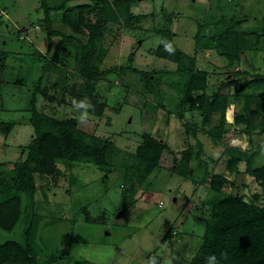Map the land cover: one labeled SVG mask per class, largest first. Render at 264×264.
I'll use <instances>...</instances> for the list:
<instances>
[{
	"label": "rangeland",
	"instance_id": "rangeland-1",
	"mask_svg": "<svg viewBox=\"0 0 264 264\" xmlns=\"http://www.w3.org/2000/svg\"><path fill=\"white\" fill-rule=\"evenodd\" d=\"M208 1L206 0L202 5L203 12L214 8V5L220 7V4H222L221 8H228V10L232 6L237 7L233 13H227L231 19L227 18L228 16L224 17L228 28L222 33L223 36L228 31L240 33L254 26L260 29L264 21V0H220V2L215 0V3L213 0L209 3ZM47 2L49 5H59L62 0H47ZM82 3H89L96 7L94 2L88 0H72L67 5L73 7ZM96 11L97 9L89 13L86 18L90 21L94 20ZM62 14L63 10L54 11L51 14L53 22L51 28L71 34L72 31L62 24ZM244 14L248 15L247 18L245 16L239 22L232 20L233 18L238 20ZM207 15L209 18L204 21L207 20V23L211 21L212 25L203 26L202 34L206 39L203 43L207 42L205 44L207 46L202 48L206 53L213 54L214 62L212 66L207 67L214 71L209 81V85L213 88L225 81L239 66H233L230 69L216 67L227 62L225 57L216 55L217 41L213 42L214 36L218 37L217 32L220 30L217 29L216 24L221 18L219 16L212 22L215 16L212 12ZM45 18L39 0H0V85L5 81L4 89L10 90L3 93L2 86L0 87V125L1 123L11 125L9 133L2 132L0 126V164L6 165V172H0L1 181L8 180V170L18 162L21 165L22 160L26 159L27 145L34 137V129L29 119L31 107L28 98L40 75L42 62L39 56L46 53L48 47L49 28L46 26ZM167 23V20L163 23V19L157 18V21L149 20L140 26H135L134 22L126 26L125 21L124 26L120 27L122 30L115 28L113 34L105 33L103 44H107L108 47L110 45H116L117 48L122 45L125 47V43L129 45V38L132 36V42H130L132 48L137 45L138 39L144 38L145 43L142 46L147 49L158 44L157 35L160 36V30L166 27ZM142 25H144V31H142ZM179 25L186 26V33L183 37L177 38L176 44L182 46L187 52H193L196 24L184 18ZM152 27L154 31L149 30ZM133 29L135 31H131ZM222 29L224 28L221 27L220 32L223 31ZM75 35L86 42L85 36ZM59 41L60 36H53L51 39L52 50L48 56L56 61L51 62L50 71L47 73L49 93L55 96L56 100L49 101L39 93L38 108L57 119L74 118L77 128L89 134L100 138L111 137L115 140L111 142L114 153L107 165L58 160L57 173L36 174L35 192L32 195L20 193V215L14 227L6 230L0 225V242L16 240L25 244L28 237L33 238L39 264H47L46 262L53 257L59 260L51 264H149L152 255L160 257L161 264H173L175 259L188 263L200 249L205 221L211 216L215 202L231 193L237 194L242 191L252 193L257 189L256 184H252L251 188L249 186L252 177L247 173L245 164L246 158L252 152L251 146L240 140V138H247L248 135L245 131L238 130L239 133L231 132L235 135L226 133L221 141L214 140L213 148L217 147L218 153L212 154L205 163H200L196 157L192 164L194 170L185 178L174 170L176 168L174 154L176 153L177 156L181 152L180 147L188 146L189 136H185L184 124L189 123V120L177 113L178 105L181 109L183 94L185 93L184 99L187 97L189 73L183 74L184 77H178L174 85L171 84L173 77L168 80L170 83L164 84L161 80L159 83L157 78L153 77L154 74L150 73V78L148 82L145 79L147 84L144 86L143 75H137L135 67L144 70L160 68L159 58L153 53L146 56V59L138 61L137 55L133 63L131 58H128L129 55H134L131 48L125 52L124 48L112 51L110 54L113 56H122L118 63L113 65L126 67L123 71L130 72L120 73L116 78L108 77L107 81L112 82L109 88L105 82L99 83L98 87L102 93L107 94L110 107H120V109L117 111L108 108L102 118L96 117L93 121L88 118L86 123H81L80 112L72 104L74 99L69 93L70 84L67 86L61 84L59 89L53 88L57 78L65 81V84L76 81L74 50L71 54L67 53V50L60 51L56 56ZM241 48L247 51L243 58V52L240 53L243 71L251 73L261 71L264 74V38L257 42L256 36L249 34L243 39ZM21 55L23 57L19 59L18 56ZM250 61L253 63L251 67H249ZM20 63L25 64L20 65ZM26 65L29 66L27 70ZM59 65L64 68V73L70 74L66 76L63 73L59 77L57 73ZM30 69L31 73L28 72ZM12 81L17 84L16 88L20 89L18 97L15 95L16 90H13L15 85ZM137 86H141V89ZM139 89L145 90L141 93ZM160 91L164 97H160ZM139 94H142L143 98L139 99L137 96ZM242 102L238 99L236 107H233L234 110L233 108L227 110L230 121L233 120L236 109V112L243 110ZM165 104L167 110H170L166 111L165 115L174 114L171 116L176 121L173 124V133L178 134L176 135L178 137L176 152L167 154L162 159L161 167L164 166V170L159 168V171H154L143 186L125 184L123 171L129 153L135 152L141 142V134L146 131L162 136L163 132L159 133V128L161 129L164 121L159 120L157 124L160 125L156 127L151 118L156 124L155 111ZM131 105L136 106L133 108ZM175 105L176 109H174ZM255 106L256 103H253L252 107L255 108ZM173 110H176V113H173ZM148 115L151 117L149 118ZM218 118L219 115L216 114L213 123H216ZM255 141L256 153L264 146V138L255 139ZM168 142H171L170 139ZM239 144H242L243 148ZM225 146L232 148L233 151L228 153L222 148ZM241 151L245 154L240 164L244 172L233 175L226 170L227 160L230 155H238ZM196 152V150L193 152V156ZM260 155H262L260 158H264V150ZM210 159L213 161L209 163ZM217 173H226L233 185L228 183L219 191L212 188L210 177ZM1 203L0 199V221L6 223L8 210Z\"/></svg>",
	"mask_w": 264,
	"mask_h": 264
},
{
	"label": "trees",
	"instance_id": "trees-1",
	"mask_svg": "<svg viewBox=\"0 0 264 264\" xmlns=\"http://www.w3.org/2000/svg\"><path fill=\"white\" fill-rule=\"evenodd\" d=\"M70 1L72 0H62L59 5H49L47 0H39L46 17V26L49 28L47 36L49 41L46 53L39 56L42 62L40 75L28 98L31 107L29 119L34 129V137L27 145V157L22 160L21 165L18 162L12 167L13 169L8 170V180H0L1 204H4L3 207L8 210L7 222L0 221V225L6 230L12 229L19 219L20 193L32 195L35 192L36 174L57 173L56 163L58 160L107 165L114 153L111 143L113 141L110 137L100 138L78 129L74 118L57 119L40 111L37 106L38 95L41 93L52 102L56 100L55 96L50 95V88L47 83L50 64L56 60L51 59L48 55L52 50V37L60 36L59 44L56 47V56L60 51L67 50V53L71 54L74 50L75 67L77 68L75 72L76 81L65 84V81L57 78L53 88L59 89L61 84L66 86L70 84L69 93L72 98L77 101L87 99L95 106L94 110L89 109V113L96 117L105 116L108 108L119 111L120 107H110L107 94L102 93L98 85L105 82L109 88L112 82L107 81L108 76L112 73H122L126 67H101L106 53L103 37L110 21L120 22L122 16H125L128 21L134 18L130 13V7L137 0H88L94 2L97 8L89 3L68 7L67 3ZM95 9H97L96 18L91 21L88 20L86 16ZM59 10H63L62 24L72 31L71 34L51 28L53 23L51 14ZM216 25L220 31L221 27L224 28L222 32H217V38L214 36L213 42L216 43L217 41L216 51L227 58L231 64L240 60V53L243 50L241 43L247 35L254 34L257 42L264 38V21L260 25V29H256L257 26H254L250 29H244L240 33L228 31L224 36L222 33L228 28L225 18ZM75 34L85 36L86 42L81 41ZM160 36L161 40L154 50V54L176 62L180 72H191L185 102L191 108H196L202 112V127L206 134L215 141H221L224 138L223 135L235 126L242 124L246 130H249L250 137L256 129L264 132L263 73H251L246 70L236 71L239 76L222 82L214 88L211 96L205 93L194 96L193 92L196 90L204 92L207 88V71L199 70L196 67L195 58L183 53L172 42L173 32L167 26L160 30ZM162 41L171 42L175 48V53L170 55L166 52ZM202 44L204 43L199 40L198 47H202ZM64 72V68L59 65L57 67L58 76L61 77ZM138 72L143 74L146 79L150 78V73ZM64 74L68 76L70 73ZM238 99L243 101V110L235 112L233 123H230L228 116V123L226 113L228 106ZM253 103H256L255 108L252 107ZM216 114H219V118L216 123H213ZM0 126L2 132L9 133L11 125L1 123ZM188 126L190 125L188 124ZM248 142L252 145L251 138ZM165 153L174 154L165 140L148 132H143L141 142L135 152L129 153L123 171L125 184L143 186L154 171L162 168L161 162ZM255 154V151L251 152L246 158L245 164L247 173L252 177L249 186L251 188L252 184H256L257 189L253 190L252 193L244 191L237 194L231 193L217 200L212 208L211 216L205 221L203 242L198 252L188 263L175 259L173 264H206V258L210 255H215L220 264H264V163L252 168L251 159ZM244 155L242 151L238 155H230L226 170L233 175L244 172L240 165ZM192 158L193 149L191 147L183 150L180 157H176V168L174 169L177 171L176 173L185 178L188 177L192 171ZM5 166V163L0 164V172H6ZM228 183L233 185L226 173L212 174L210 177V185L217 191ZM224 254L227 256L226 259H224ZM58 260L53 257L46 263L51 264ZM156 260L158 264L162 263L160 257H156ZM0 264H39L38 252L33 238L28 237L25 244L16 240L0 242Z\"/></svg>",
	"mask_w": 264,
	"mask_h": 264
},
{
	"label": "crops",
	"instance_id": "crops-1",
	"mask_svg": "<svg viewBox=\"0 0 264 264\" xmlns=\"http://www.w3.org/2000/svg\"><path fill=\"white\" fill-rule=\"evenodd\" d=\"M205 1L206 0H137V1L133 2L132 5H131V7H130V13L132 14V16H134V18L133 19H129V21H128L125 18V16H122L120 18L121 19L120 20L121 24H119L120 22L110 21L108 23V29L105 31V33L108 34V35L113 34V30H115V28H119L120 29V27L124 26V22L125 21H126V24H125L126 26L132 24V22L135 23V26H140L141 24L147 23L149 20L157 21V18L158 19H161V20L163 19V23H164L165 20H167L168 23L166 24V26L173 32L172 42L183 53H185L186 55H190V56H192V57L195 58V60H196V67L199 70L207 71V73H208L207 79H206L207 88L205 89V91L203 92V91L196 90L195 92H193V95L194 96H199L202 93H205L206 95L211 96L214 88L218 86V85H216L215 87L212 88L209 85V81L211 80L210 76H211V74L214 71L212 69H207V67L208 66H212V63L214 62L213 54H212V52H207L206 53L205 49L202 48V47L207 46V45H205V44H207V42L204 43L202 47H200V46L198 47L199 40L201 42H205L206 41V39L204 37L205 35L202 34L203 26L204 25H207V24H209V25L211 24L212 25L211 21H209L210 23H207L206 22L207 20L204 21V19L209 18L208 15L206 16V14L207 13H211V12H212V15L215 16V18H212L213 19L212 22H214L216 19H218L219 16H220L221 19L224 18V17L226 18L227 16H228L227 18H229L230 15H227V13L228 12L229 13H233V11H236L237 10V7L232 6L231 9L228 10V8L227 9L226 8H221L222 4H220V7L219 6L216 7L214 5V8L209 9V11L206 9V11L203 12L202 11V5H204L203 3H205ZM209 1H208V3H209ZM213 1L215 3V0H213ZM216 2H220V0H217ZM236 6H238V5H236ZM210 10H213V11L210 12ZM245 16L247 18L248 15L244 14L242 17L238 18V20L237 19H234V18L232 20H235L236 22H239L242 19H244ZM184 18H188L189 21H193V23L196 24V26H197L196 31H195V33L193 35V37L195 38V41H194L195 42V45H194L193 52H187L185 49L182 48V46L176 44L177 38L179 36H182L183 37V34L186 33V30H185L186 26L181 27L179 25V24H181V22H182V20ZM229 19H231V18H229ZM176 24H178V26H176ZM143 26L144 25H142V28H143L142 31H144V27ZM153 27L151 29H149V30H153L154 31ZM177 28H178V30H176ZM120 30H122V29H120ZM131 31H135V29H133ZM105 33H104V35H105ZM151 33H153V32L151 31ZM131 38H132V36H130V38H129V45H127L125 43V47H123V45L120 46V48H117L116 45H110L108 47V45L105 44V52L106 53H105L103 62L101 63V67L102 68L114 67L115 65H113V64L118 63L119 59H121L122 56H118V55L113 56L110 53L112 51H115V50H118V49L121 50L122 48H124V52L126 50H129L130 48L132 49L131 51H132V54H134V55H129L128 54L129 55L128 58H131V60H132L133 63H134V57H136L137 55H138V61L139 60L142 61V60H144V58L146 56L154 53V50L157 48V46L159 45L160 40H161V36L157 35V39L159 41L158 44H156V46H152L150 48L145 49L144 46H142L143 43H145V39L144 38L143 39H141V38L138 39L137 40V45H135L134 48H132V45L130 43V42H132V39ZM147 42H148V40H147ZM142 48L144 50H142ZM147 51H148V53H146ZM242 52H243V54H242V58H243V56H245L247 54V51H245V49H243ZM142 55H143V59H142ZM153 55H155V54H153ZM216 55L218 57H221L222 56L218 52H217ZM155 56H157V55H155ZM18 57H19V59H21L23 56L21 55V56H18ZM157 57L159 58V61H160V66H161L160 68H157L156 67V69L155 68H152V69L144 70V69H139L138 67H135L136 70H137L135 73L137 75H141V74H139L138 71H143V72H146L147 74L148 73H152V74H154L153 77L157 78V80H158L159 83H160V80H161L164 84L170 83L168 80L171 79V77H173L174 79H172L173 81L171 82L172 85L176 84V79L178 77H182L183 74L189 73V77L190 78H189V81H188V84H187V87H186V89H187L188 86H189V82L191 80V72H187V71H181L180 72V71H178V64L176 62L171 61V60L166 59V58H163V57H159V56H157ZM222 57H224V56H222ZM242 58H241V62L239 60V61L234 62L233 64H231L229 62V60L226 58L227 59V62L225 64H223L222 66H219V67L216 66L217 68L226 67V68H229V69L231 67H233V66H239L233 73L231 72L229 74V76L226 78L225 81H227L229 78H232V77H238L239 74H236L237 73L236 71H243V69H242V66H243ZM106 62L109 63V64H105ZM126 62H128V61H126ZM24 64L20 63V65H24ZM252 64H253L252 61H250L249 62V67H251ZM27 68L29 69V66L26 67V70H27ZM239 68H241L242 70L239 69ZM28 72L31 73V69ZM126 72L128 73L130 71H125V72H122V73H126ZM259 72L261 73V71H259ZM118 75H120V73H112L108 77L116 78V77H119ZM143 76H142V78H143ZM144 78L146 79L145 76H144ZM145 79H144V82H143L144 86L148 82V79H146L147 82H145ZM222 80H224V79H222ZM141 82H142V79H141ZM12 83L15 85V87L13 88V90H16L15 91L16 92L15 95H17V97H18V95L20 93V89L19 88H16V85L17 84L15 82L12 81ZM221 83H219V85ZM1 84H2V85H0V87L2 86L1 87L2 88L1 89V92L6 93V92L10 91V90L4 89L5 88V84H6L5 81L3 83H1ZM137 87L141 89V86H137ZM140 89H139V91L142 93V90L143 89L142 90H140ZM145 89L148 90L147 88H145ZM175 89H176V85H175ZM210 90H211V93H210ZM128 92H129V89H128ZM161 93H162V91H160V97H164V96L161 95ZM137 96H138L139 99L140 98H143L142 97V94H139ZM184 96H185V93L183 94L182 99H181V102H182L181 103V109H180V107L178 105L179 112L177 114H181V116H184L185 119H188L189 120V123L188 122H185V124H184V127H185V136H187V137L189 136L188 137V143H187L188 146L186 148L191 147L193 149V152L195 150L197 151L196 154H194V156H193V158L191 160V166H192L193 160H195L196 157H197V160H200V163L201 162H203V163L207 162L208 161V158H211L212 157V154L218 153V148L217 147L216 148H213V145H215L213 143L214 139L212 137H210L208 134H206V131L202 127V124H203L202 112L200 110L196 109V108H191L188 103L184 102L185 101ZM237 101L238 100H236L235 102H232L228 106V109L229 108L231 109L233 107H236ZM131 106L133 108H135L136 105H131ZM174 107H175L174 109H176V105ZM233 110H234V108H233ZM236 110L234 111V114H235ZM166 111H170V110H167L166 104L165 105H162V107H160V108L158 107L157 110L155 111V114L157 116V122L155 124L154 123V120L152 118H151V121H153V124L156 125V127H158V125H160V124H157L159 120L164 121V123L162 124L161 129L159 128V133L160 132H163V134H162V136H159L160 134H158V135L152 134V135H155V136H157V137L162 138L163 140H165L168 143V145L170 146V148L172 149V151L175 153L176 152V140H178L177 139L178 138L177 137L178 134L176 132L173 133L174 132V130H173V124L176 121H174L172 119V116H174V114H171L172 116L169 115V114L168 115H165ZM173 113H176V110H173ZM170 116H171V118H170ZM148 117L150 118L151 116L148 115ZM167 117H169V118H167ZM89 118H90V120L93 121L96 118V116L91 115L89 113ZM188 124L190 126H188ZM238 130L245 131L246 134L248 135L247 138H245V139L240 138V140L242 139V141H243L244 144H248L249 146H251L250 151L251 150H252V152L253 151H256L257 150V146H254V144H256L255 143L256 142L255 139L257 140L259 138H264V132H260L259 130L256 129V130H254V132L252 133V135L250 137L249 136V130H246L244 128L243 124H242V125H239V126H235L229 132H227V134L229 133L231 135H235V134H232L231 132H233V133H239ZM253 136H255V137H253ZM168 138L170 139L171 142H168L169 141ZM174 138H175V140H174ZM191 138H193V141H191ZM249 138H251V140H252V145L248 142L249 141ZM112 141L115 142L114 139H112ZM205 141H206V144H205ZM258 142L259 141H257V143ZM253 146H254V148H253ZM260 146H262V145H260ZM260 146H258V147H260ZM225 147H222V148H224L225 151L227 150L228 153L231 152V149L232 148H230V147H226L225 148ZM263 147L260 148V150L258 152H256V154L252 157V159H251L252 168L258 167V166H260V165H262L264 163V158H260V156H262L260 154L262 153V150H264ZM186 148L180 147L179 149H181V152H179L177 156H176V153H175L174 154L175 155V158L176 157L179 158L180 155H181V153H182V151L185 150ZM208 149H209V151H208ZM199 154H201V155L200 156H197ZM166 155H167V153L164 154L163 158L166 157ZM212 161L213 160L210 159L209 160V163L212 162ZM164 168L165 167L163 166L162 169L164 170ZM192 170H194V167L193 166H192Z\"/></svg>",
	"mask_w": 264,
	"mask_h": 264
},
{
	"label": "clouds",
	"instance_id": "clouds-1",
	"mask_svg": "<svg viewBox=\"0 0 264 264\" xmlns=\"http://www.w3.org/2000/svg\"><path fill=\"white\" fill-rule=\"evenodd\" d=\"M164 44V50L168 52L170 55L175 53V48L173 44L169 41H162ZM73 107L80 112V122L86 123L89 118V109L94 110V105H92L87 99L85 100H73L72 101ZM227 256L224 254V259H226ZM149 264H158L156 257H152L149 261ZM206 264H220V261L217 259L215 255H210L206 258Z\"/></svg>",
	"mask_w": 264,
	"mask_h": 264
},
{
	"label": "built area",
	"instance_id": "built-area-1",
	"mask_svg": "<svg viewBox=\"0 0 264 264\" xmlns=\"http://www.w3.org/2000/svg\"><path fill=\"white\" fill-rule=\"evenodd\" d=\"M229 110V109H228ZM227 118H228V111H227ZM233 121H234V113H233V120L232 121H230V122H232L233 123ZM240 146H241V148H243V146H242V144H239Z\"/></svg>",
	"mask_w": 264,
	"mask_h": 264
},
{
	"label": "water",
	"instance_id": "water-1",
	"mask_svg": "<svg viewBox=\"0 0 264 264\" xmlns=\"http://www.w3.org/2000/svg\"><path fill=\"white\" fill-rule=\"evenodd\" d=\"M120 215V214H119Z\"/></svg>",
	"mask_w": 264,
	"mask_h": 264
}]
</instances>
